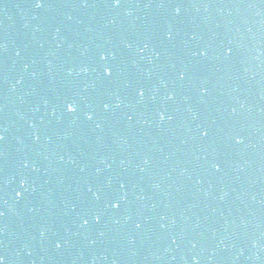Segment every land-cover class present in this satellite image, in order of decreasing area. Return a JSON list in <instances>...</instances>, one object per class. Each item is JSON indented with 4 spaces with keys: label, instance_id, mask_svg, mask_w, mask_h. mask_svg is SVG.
I'll list each match as a JSON object with an SVG mask.
<instances>
[{
    "label": "water",
    "instance_id": "obj_1",
    "mask_svg": "<svg viewBox=\"0 0 264 264\" xmlns=\"http://www.w3.org/2000/svg\"><path fill=\"white\" fill-rule=\"evenodd\" d=\"M0 137L4 264H264V0H0Z\"/></svg>",
    "mask_w": 264,
    "mask_h": 264
},
{
    "label": "snow or ice",
    "instance_id": "obj_2",
    "mask_svg": "<svg viewBox=\"0 0 264 264\" xmlns=\"http://www.w3.org/2000/svg\"><path fill=\"white\" fill-rule=\"evenodd\" d=\"M113 3H114L115 6L118 7L119 4H120V0H113ZM35 6L37 8L44 6V0H35ZM105 74L110 76L111 75L110 70L105 69ZM181 79H183V76L181 77ZM141 95H143V93H141ZM66 110H67L68 113H75L77 111V106L74 103H68L67 107H66ZM87 118L89 120L92 119L91 116H88ZM161 119H163V117H161ZM0 139H2V137H0ZM18 195H19V193H18ZM86 223H87V221H85V224ZM57 247H59V245H57ZM0 264H4L2 259H0Z\"/></svg>",
    "mask_w": 264,
    "mask_h": 264
}]
</instances>
